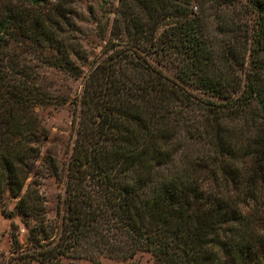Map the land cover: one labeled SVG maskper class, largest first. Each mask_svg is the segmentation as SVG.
Instances as JSON below:
<instances>
[{"label":"trees","instance_id":"1","mask_svg":"<svg viewBox=\"0 0 264 264\" xmlns=\"http://www.w3.org/2000/svg\"><path fill=\"white\" fill-rule=\"evenodd\" d=\"M51 1L0 0V208L26 230L0 264H264V0ZM43 67L84 80L63 162Z\"/></svg>","mask_w":264,"mask_h":264},{"label":"rangeland","instance_id":"2","mask_svg":"<svg viewBox=\"0 0 264 264\" xmlns=\"http://www.w3.org/2000/svg\"><path fill=\"white\" fill-rule=\"evenodd\" d=\"M91 1V0H88ZM96 1V0H93ZM53 1L50 0V4ZM87 2H82L84 8ZM94 4V2H92ZM81 6V7H82ZM82 7V8H83ZM85 32H89L88 38H83V44L90 55V59L99 57L102 54L104 42L97 38L96 24L87 23L81 25ZM110 27V26H109ZM109 28L107 29L108 33ZM108 34H106L107 36ZM41 82L54 95H59L67 99L65 104L53 105L45 109H38L37 112L42 120L44 127L49 132V138L44 144L42 155L46 152L57 158L59 162L65 159V152L71 146V142L75 136L76 123L75 112L76 105L74 104L75 97L79 96L82 91L84 80L82 77L73 79L69 75L60 72L50 67H43L41 72ZM39 191L46 200L47 217L52 223H57L60 218L57 214L56 205L58 204V195L62 191L59 181L53 177H47L40 181ZM13 202L7 203V209L0 208V261L6 262L10 255V237L9 233L13 230L12 225H18V239L21 243L25 240L26 230L20 222V218L12 214ZM64 264H126L112 258H102L99 263L83 257V258H65ZM38 264V263H33ZM127 264H157L149 253H138Z\"/></svg>","mask_w":264,"mask_h":264}]
</instances>
